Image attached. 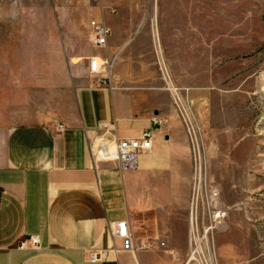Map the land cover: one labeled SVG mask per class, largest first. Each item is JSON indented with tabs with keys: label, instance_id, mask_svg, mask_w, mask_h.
<instances>
[{
	"label": "rangeland",
	"instance_id": "374dc122",
	"mask_svg": "<svg viewBox=\"0 0 264 264\" xmlns=\"http://www.w3.org/2000/svg\"><path fill=\"white\" fill-rule=\"evenodd\" d=\"M95 11L113 22V86L123 75L126 88L145 89V106L163 99L159 109L186 132L198 229L188 258L208 229L189 264H264V0H0V110L9 121L22 111L24 123L40 121L54 93L71 92L72 74L88 76L87 56L106 55L86 27Z\"/></svg>",
	"mask_w": 264,
	"mask_h": 264
},
{
	"label": "crops",
	"instance_id": "0c3cea01",
	"mask_svg": "<svg viewBox=\"0 0 264 264\" xmlns=\"http://www.w3.org/2000/svg\"><path fill=\"white\" fill-rule=\"evenodd\" d=\"M98 12L91 20L113 24ZM88 76L72 74L64 84L72 95L54 93L37 123H24L22 111L14 124L0 110V264H187L186 132L159 109L163 99L145 106V89L126 88L131 84L123 75L113 89ZM58 123L65 131H55ZM111 123L122 138L153 132L152 149L138 156L135 168L121 171L115 161L95 160L101 128ZM120 221L142 246L137 252L123 250L112 236L110 224ZM33 236L38 250L19 249ZM92 253L100 259L90 262Z\"/></svg>",
	"mask_w": 264,
	"mask_h": 264
},
{
	"label": "built area",
	"instance_id": "2783aa9c",
	"mask_svg": "<svg viewBox=\"0 0 264 264\" xmlns=\"http://www.w3.org/2000/svg\"><path fill=\"white\" fill-rule=\"evenodd\" d=\"M89 29L93 46L97 49L105 50L106 55L100 56V54H96L89 57L87 73L97 86L113 89L112 68L117 54L110 58L107 53L111 29L99 20H91ZM65 129L66 127L63 123L55 125L56 132L61 133ZM101 132L103 134L94 152L95 160L115 161L121 171L135 168L138 156L141 153L150 151L153 146L154 134L151 130L143 131L137 138H122L118 134L116 123H111L103 125ZM110 225L112 228V236L122 242L123 250L137 252L142 248L135 241L127 221L111 223ZM39 248L40 241L36 236L25 239L19 244V249L21 250H38ZM99 259L100 256L97 253H92L90 256V262H96Z\"/></svg>",
	"mask_w": 264,
	"mask_h": 264
},
{
	"label": "bare ground",
	"instance_id": "6f19581e",
	"mask_svg": "<svg viewBox=\"0 0 264 264\" xmlns=\"http://www.w3.org/2000/svg\"><path fill=\"white\" fill-rule=\"evenodd\" d=\"M160 52V51H159ZM164 65V64H163ZM166 70V69H165ZM167 71V70H166ZM168 74V73H167ZM169 76V75H168ZM165 81H166V83H167V85H168V90L171 92V94H173L175 97H177V98H179V93H178V88L176 87V86H174V84H173V82H172V80L171 79H169V77H167V75H165ZM180 99V98H179ZM183 111V110H182ZM185 114H186V112H184ZM187 116V115H186ZM191 123V122H190ZM192 136L194 137V135L192 134ZM194 144H195V149H196V151H195V153L197 154V155H199L200 156V152L198 151V148H197V139H196V137L194 138ZM200 160V159H199ZM201 161V160H200ZM197 180H201V164L200 163H198V167H197V171H196V181ZM194 207V206H193ZM216 217H218V215L216 216ZM195 218H194V214H193V218H192V229H191V233H194V237H196V233H197V231H198V229H197V226H196V223H195V220H194ZM208 233V229L205 231V235L204 236H202V238H200V241H199V243H197L196 244V250L195 251H193L191 254H190V257H189V259H188V262H187V264H189L190 263V261H192V260H194L195 259V254L198 252V250L200 249V247H201V241L202 240H204V239H206V234ZM202 264V263H201Z\"/></svg>",
	"mask_w": 264,
	"mask_h": 264
}]
</instances>
